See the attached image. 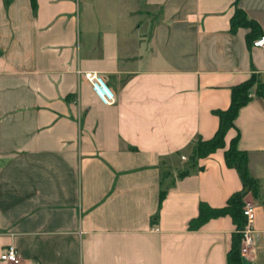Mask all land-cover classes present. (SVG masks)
<instances>
[{
  "label": "crops",
  "instance_id": "1",
  "mask_svg": "<svg viewBox=\"0 0 264 264\" xmlns=\"http://www.w3.org/2000/svg\"><path fill=\"white\" fill-rule=\"evenodd\" d=\"M237 7L264 34V0H0V256L14 244L20 264H228L233 216L198 217L244 188L225 158L239 134L259 182L242 259L264 264L256 87L226 146L191 159L234 85L255 73L264 87V46L232 29Z\"/></svg>",
  "mask_w": 264,
  "mask_h": 264
},
{
  "label": "trees",
  "instance_id": "2",
  "mask_svg": "<svg viewBox=\"0 0 264 264\" xmlns=\"http://www.w3.org/2000/svg\"><path fill=\"white\" fill-rule=\"evenodd\" d=\"M32 4L36 7V0H32ZM232 29L238 27H249L251 29V36L254 40L261 35V28L259 23L254 19L249 18L245 11L237 7L231 18ZM252 40V41H253ZM255 92L264 96L263 84L259 82L257 75L253 73L251 77L245 81L238 83L232 87L231 103L226 109L216 110L219 116V127L210 139H198L195 143L192 160L198 157H204L218 148L226 146V135L231 128H235V119L239 110L252 97ZM239 134H237L230 142V145L225 151V158L228 165L235 167L243 180L244 188L237 191L228 199L227 204L222 208H213L206 203L200 205V215L198 217V225L204 223L211 217H216L224 214H231L237 223V231L233 234L232 244L227 254L228 264H246L242 259L241 242L242 229L245 226V216L243 214V207L245 204V196L248 192L256 195L259 190V182L254 178L249 171L248 155L244 150L238 147ZM189 169H185L179 173V176H185L189 173ZM164 191L161 193V201L164 197Z\"/></svg>",
  "mask_w": 264,
  "mask_h": 264
},
{
  "label": "built area",
  "instance_id": "3",
  "mask_svg": "<svg viewBox=\"0 0 264 264\" xmlns=\"http://www.w3.org/2000/svg\"><path fill=\"white\" fill-rule=\"evenodd\" d=\"M254 46H264V34L253 40ZM87 79L91 82L94 91L106 103H113L116 99L115 93L109 87L103 76L89 72L86 73ZM254 210L255 203L253 201H245L243 214L245 216V226L242 229L241 254H248L255 242L257 232L254 227ZM0 259L11 264H20L21 256L18 248L14 244H7L2 250Z\"/></svg>",
  "mask_w": 264,
  "mask_h": 264
}]
</instances>
